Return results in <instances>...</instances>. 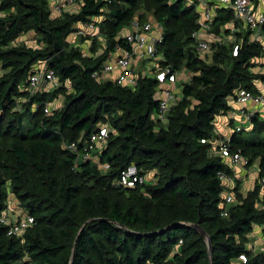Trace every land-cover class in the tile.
Segmentation results:
<instances>
[{"label": "trees", "instance_id": "trees-1", "mask_svg": "<svg viewBox=\"0 0 264 264\" xmlns=\"http://www.w3.org/2000/svg\"><path fill=\"white\" fill-rule=\"evenodd\" d=\"M107 7L100 23L107 37L103 53L91 58L66 49L74 25L103 15ZM1 13L0 215L13 198L35 223L20 238L0 224V264L22 259L30 264H264V253L253 255L245 245L256 225L264 227L260 186L239 197L224 216L218 174L232 170L201 141L214 137L216 119L231 109L234 90L258 91L255 81L264 74L254 73L251 65L264 54L261 43L251 42L249 32L239 33L236 56L233 46L219 44L206 64L192 37L199 14L185 0H84L80 11L56 18L49 0H2ZM149 13L165 26L162 66L195 72L191 82L181 81L182 99L166 126L152 118L159 106L155 77L141 74L135 88L92 77L116 44L126 46L119 33L134 19L143 24ZM229 19V12L221 14L216 25ZM30 31L38 35L40 48L12 44ZM45 60L59 82H69L73 90L64 107L49 115L45 106L60 89L35 94L28 89L34 65ZM17 99H27L22 110ZM102 127L110 129L99 153L102 169L91 160L77 164L78 153L65 144L77 142L82 152L83 141ZM263 134L264 120L255 116L251 130L230 135L232 149L258 162L261 174ZM131 164L144 175L154 171L157 181L117 185ZM235 194L241 195L239 186Z\"/></svg>", "mask_w": 264, "mask_h": 264}, {"label": "built area", "instance_id": "built-area-1", "mask_svg": "<svg viewBox=\"0 0 264 264\" xmlns=\"http://www.w3.org/2000/svg\"><path fill=\"white\" fill-rule=\"evenodd\" d=\"M190 1V0H189ZM76 0H49L51 10L53 12H62L67 5L75 3ZM196 10L199 14V27L193 32L192 37L198 55L205 57L211 51V43L222 42L223 38H227L233 46V55L238 54V50L242 44L236 40L237 33L249 32V40L251 42H259L264 46V0H193ZM230 13V19L227 21L226 28L227 37L225 35H213L217 18L221 14ZM100 19L82 22L77 32L85 36H94L100 33ZM120 32L121 38H124L126 46L116 44L113 54L106 59L99 69L92 73V77L100 83L117 82L121 85L135 88L139 84L141 73L139 71V63L141 61H156L163 55L160 47L165 39L164 23L147 19L143 24L139 19H134L131 23ZM164 58V57H163ZM262 58V67H264V54L261 57H255L253 60ZM181 70L174 71L170 66L154 72V70L144 73L147 76H153L158 81V87L155 98L158 100V109L153 113L152 118L162 124H167L169 114L173 107L178 103L182 95V84L179 75ZM59 84L55 70L50 68L47 61H40L33 67V72L29 76L28 89L31 94L37 93L41 87L46 92L50 91V86ZM258 88L257 92L246 90L245 88H237L229 97L230 100L240 104L238 108V123L234 124L232 120L233 133L243 130H251L253 127V119L258 116L264 120V79L255 81ZM45 113L49 115L50 108L45 106ZM109 128L102 127L99 131L93 132L90 137L83 141L84 151H79L77 142L66 143V147L77 152L76 163L91 160V152L100 144L106 142L109 135ZM230 134V135H231ZM203 143H210V151L212 155L223 158V161L232 169L251 168L249 156L245 155L241 149L234 150L231 147V138L229 135L224 136L221 140L202 139ZM105 169L109 168V164H104ZM256 170L258 185L260 186L261 200L264 197V174H261V168L253 165L252 170ZM236 173L219 172L218 178L223 189V200L221 203L222 214L227 216L229 207L235 202L233 187L236 183ZM147 182L146 175L141 174L135 164L129 165L122 171L121 176L116 181L119 186L135 187L136 185ZM13 198H10L6 209L0 215V224L7 227L9 236L22 237L23 234L35 223V217L22 207L14 208ZM261 241L264 243V227L261 229ZM182 242V241H181ZM239 259L243 262L247 261L246 255H240Z\"/></svg>", "mask_w": 264, "mask_h": 264}, {"label": "rangeland", "instance_id": "rangeland-1", "mask_svg": "<svg viewBox=\"0 0 264 264\" xmlns=\"http://www.w3.org/2000/svg\"><path fill=\"white\" fill-rule=\"evenodd\" d=\"M1 1L2 0H0V2ZM190 1L193 2V0H190ZM83 2H84V0H76L75 3L67 5L65 8H63L62 12H60L59 14H54V15L52 14V17L56 18V17H61V15H64L66 13L78 12V11H80V9L82 7ZM49 6L51 9L52 7L50 4H49ZM109 10H110L109 7L105 8L103 15H100L98 17H94L93 20L100 19L101 21L104 22V20L106 19L107 15L109 13ZM1 15H3V14L1 13L0 16ZM55 15H57V16H55ZM148 18L157 20L156 17L154 16V14H152V13H149ZM79 26H80L79 24H75L74 30L71 33H69L68 35H66V38H65L66 47L65 48L68 50H70V49L79 50L84 56H88L91 58L98 57L100 54L103 53L105 47L107 46V37H106L105 32L101 31V33H98L94 36H85V35H82L79 32H77V30H78L77 28ZM217 27L218 26L216 25L213 32H212L213 35H217V36L225 35V37H227L226 32H224V30L222 28V25H219L218 28ZM126 31H127V29H124V31L121 34H123L124 32L126 33ZM118 37H120V33L117 36V38ZM38 38L39 37L35 32L30 31V32L23 33V34L19 35L18 37H16L13 40L12 44L13 45L24 44L25 46H29V47L40 48L41 45L38 41ZM219 44H223V45L227 46L228 49L232 48L231 46H234L230 41L227 40V38H223L222 42L215 41V42L211 43V45H212L211 51L208 52L205 55V57H201L203 59V61H205L206 64H210L212 62V58H213L214 53L216 52ZM187 49H189L190 52L194 51L193 47L192 48L189 47ZM195 54H197V53L195 52ZM162 59H163V55H161V58H159L158 60H156L154 62L152 61V63L150 61H141L139 63L140 73L144 74V73H147V71H151V70H154V72H157L158 70L163 69L164 67L162 66V63H160V61ZM262 66H263L262 65V58L252 60L251 70L254 73H260L259 71L261 70ZM0 71L2 73V70H0ZM194 73L195 72H193L192 70L190 71V70H187L186 68H184L181 70L179 78L182 80L183 84L185 82H191L193 80ZM180 83H181V81H180ZM183 84H182V86H183ZM44 89L45 88L41 87V89L37 93L46 92V90H44ZM55 89H60V92H59L58 98L55 101L47 103V105L50 108V112H51L50 114H52V112L56 109H58V110L62 109L64 107V105L66 104L67 96L70 93H72V91H73L72 86L69 82H66L64 85L59 82V84H57V85L50 86V91H53ZM181 99H182V96L180 97V100ZM17 101H18L17 109L22 110L23 103L24 102L26 103L27 99H17ZM188 104H189V107L192 108L194 101L190 100V102ZM225 116H227V115L225 114ZM235 123H238V121H235L234 124ZM160 126H157V128H159ZM164 126H166V124ZM231 127L232 128H229L228 129L229 131L227 133H224L225 135L230 136V133L233 132L232 129L234 128L232 125H231ZM215 129L219 130L218 124H215ZM221 134H222V131H221ZM220 137L221 136H218V138H220ZM105 145H106V143L100 144L91 152V161L93 162V164H96L98 166V169H102V166H101L100 161H99V153ZM254 165H255V167H257L258 162H255ZM146 179H147L148 183H155L157 181V179L155 178V172L153 171V172L147 173ZM252 183H253V177L247 184H244V186H242L239 189V192L241 191L240 192L241 195L235 194V198H236L235 202L236 203L239 201V197H241L243 193H246L249 189L252 188ZM87 185L92 186L93 181L87 182ZM9 187L10 186H8V192L11 191V189ZM125 195H127V194L125 193ZM13 204H14V208H16V209H17V207H21V204L19 202H17V200H15L13 202ZM245 245L248 247V249L251 251V253H253V255L264 253V243H261L260 244L261 246L256 247L253 244V237L251 239V236H248L246 238ZM262 247H263V249L261 251H259V249ZM239 263H241V262H237L236 264H239ZM19 264H30V263L26 262L24 259H22L19 261Z\"/></svg>", "mask_w": 264, "mask_h": 264}, {"label": "crops", "instance_id": "crops-1", "mask_svg": "<svg viewBox=\"0 0 264 264\" xmlns=\"http://www.w3.org/2000/svg\"><path fill=\"white\" fill-rule=\"evenodd\" d=\"M188 4H192V2L191 1H189V0H185ZM197 9V8H196ZM53 12V11H52ZM53 15L54 14H59L58 12H53L52 13ZM55 16H57V15H55ZM227 23V22H226ZM226 23L225 24H223L222 25V28L226 25ZM77 24H81V23H77ZM80 27V26H79ZM215 28V27H214ZM78 29V28H77ZM224 30V32H226V34L228 33L227 31H226V28H224L223 29ZM244 33V32H243ZM225 34V33H224ZM240 35H239V33H237V36H236V40L237 41H241L242 40V38L240 39V37H239ZM239 38V39H238ZM145 72V71H144ZM148 72V71H147ZM260 73H262V74H264V67H261V70L259 71ZM180 76V75H179ZM180 79V78H179ZM180 81H182L181 79H180ZM230 106H231V109L229 110V111H227L226 113H223V114H220V115H218V117H217V119H216V122H215V124H218L219 125V130H217V129H215V135H214V137H213V139H215V140H221L224 136H227V135H225L224 133H227L229 130V128H232L231 127V125H232V120H238L239 119V115H238V108L240 107V104H237L236 102H234V101H232V100H230ZM225 114L227 115V116H225ZM221 131H222V134H221ZM231 134V133H230ZM218 136H221L220 138H218ZM253 165H254V163H253ZM253 165H252V167L251 168H245V169H238L237 171H235L234 169H232L233 170V173H235V172H237L236 173V183H235V185H234V187H233V191H234V196H235V189L239 186V189L242 187V186H244V184H247L251 179H252V177H253V183H252V188H254L255 186H256V184H258V181H257V175H256V170L255 169H253L252 170V168H253ZM255 166V165H254ZM258 167H260L259 166V164H258ZM251 175V176H250ZM251 188V189H252ZM248 191H250V189L248 190ZM247 191V192H248ZM241 192V191H240ZM247 192L246 193H243L242 194V196L244 197V196H246V194H247ZM222 198L224 197V194H223V189H222ZM236 199V198H235ZM263 202H264V197L262 198V202L261 203H259V207H262V205H263ZM262 225H256L255 226V228H254V230H253V232L252 233H250L249 235H247V237L248 236H251V239H252V237H253V244L256 246V247H259V246H261L260 244L262 243V241H261V237H260V235H261V229H262ZM263 249V247L262 248H260L259 249V251H261Z\"/></svg>", "mask_w": 264, "mask_h": 264}, {"label": "water", "instance_id": "water-1", "mask_svg": "<svg viewBox=\"0 0 264 264\" xmlns=\"http://www.w3.org/2000/svg\"><path fill=\"white\" fill-rule=\"evenodd\" d=\"M201 232L204 234V235H206V233H205V231L204 230H201ZM210 244V243H209Z\"/></svg>", "mask_w": 264, "mask_h": 264}]
</instances>
